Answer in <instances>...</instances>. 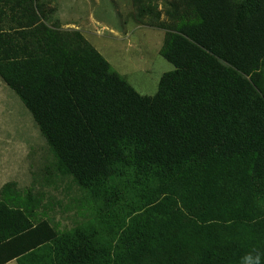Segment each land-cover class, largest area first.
Wrapping results in <instances>:
<instances>
[{
  "label": "trees",
  "instance_id": "16d2710c",
  "mask_svg": "<svg viewBox=\"0 0 264 264\" xmlns=\"http://www.w3.org/2000/svg\"><path fill=\"white\" fill-rule=\"evenodd\" d=\"M49 12L0 0V77L100 209L37 239L32 200L4 185L0 264H264V0L154 13L174 70L151 96Z\"/></svg>",
  "mask_w": 264,
  "mask_h": 264
},
{
  "label": "rangeland",
  "instance_id": "374dc122",
  "mask_svg": "<svg viewBox=\"0 0 264 264\" xmlns=\"http://www.w3.org/2000/svg\"><path fill=\"white\" fill-rule=\"evenodd\" d=\"M176 0H144L140 19L134 0H40L52 21L64 29H78L111 66L144 95H154L165 72L174 65L160 53L166 30L158 23L168 19ZM160 13V21L153 19ZM9 22L3 23L7 28ZM12 193L30 198L40 236L80 225L100 209L91 193L58 169L56 155L32 113L0 77V198L4 185ZM33 236V235H31ZM32 238V237H31ZM19 249L11 243L9 247ZM6 264H17L12 259Z\"/></svg>",
  "mask_w": 264,
  "mask_h": 264
},
{
  "label": "clouds",
  "instance_id": "9594fccd",
  "mask_svg": "<svg viewBox=\"0 0 264 264\" xmlns=\"http://www.w3.org/2000/svg\"><path fill=\"white\" fill-rule=\"evenodd\" d=\"M243 264H262V255L260 253L255 255L249 253L243 258Z\"/></svg>",
  "mask_w": 264,
  "mask_h": 264
}]
</instances>
